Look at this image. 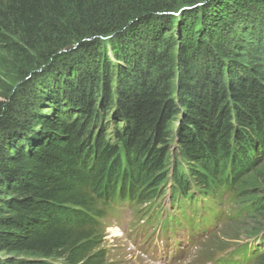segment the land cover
Segmentation results:
<instances>
[{
    "label": "trees",
    "instance_id": "1",
    "mask_svg": "<svg viewBox=\"0 0 264 264\" xmlns=\"http://www.w3.org/2000/svg\"><path fill=\"white\" fill-rule=\"evenodd\" d=\"M262 9L264 0H0V43L47 55L31 72L27 53L19 58L22 82L0 100V264H108L113 206L151 202L168 180L191 234L220 218L210 202L261 213L252 233L264 225ZM71 41L84 55L59 73L54 55ZM51 80L57 88L44 91ZM238 251L264 264V247Z\"/></svg>",
    "mask_w": 264,
    "mask_h": 264
},
{
    "label": "rangeland",
    "instance_id": "2",
    "mask_svg": "<svg viewBox=\"0 0 264 264\" xmlns=\"http://www.w3.org/2000/svg\"><path fill=\"white\" fill-rule=\"evenodd\" d=\"M260 13V19L264 23V9ZM255 25L257 26L259 23L256 21ZM237 34H239L237 39L243 42L245 40L249 41L247 37L244 38L242 36L241 29H238ZM162 36H165V34ZM103 42L106 43L104 40ZM244 43L246 44V42ZM8 46L5 43H0V100L7 99L13 92L15 94V90L20 86L22 76L18 62L23 61L22 58L25 53H27L31 62L27 63L26 60L24 61L26 62L24 63L26 67L24 71H33L40 63L42 65L43 59L47 57L45 49H24L25 52L21 55L14 54V49L8 48ZM205 47L208 46L203 43L199 49L204 50ZM156 48L152 47L153 50H156ZM163 49L167 51L168 49H173L174 56L176 55L177 44L169 42ZM82 54L84 55L83 49H78V43L73 41L65 48L58 50L54 55V61L58 63L59 68L57 70L60 69L59 73H65L66 71L65 67H62V63L69 64L71 61L74 64H80L78 60L82 58L80 57ZM234 58L243 60L239 56H234ZM51 62L50 60L48 63L50 64ZM40 70L41 68H37V71ZM41 86H45L44 91L49 88V90L57 88L56 81L53 80L49 82V87L46 85ZM261 163L263 164L264 160L258 165H262ZM170 186V180H168L166 187ZM160 197L150 205L113 206V213L104 219V223L107 226L104 230L101 244V247L105 248L107 252L106 262L108 264H225L224 261L239 259L238 249L244 243L263 244L264 225L257 228L254 233L250 231L251 226L259 219H262L260 217L262 214L256 213L250 217L246 216V214L241 215L236 213L239 208L237 204L223 201L220 204L210 202L214 209L222 212L220 213V218L214 220L215 224L208 226L207 231L198 232L189 240L186 229L181 228L177 234L175 233L170 237L168 235L169 229L165 230L164 227H159V223L152 224L151 221H147V216L152 210L160 212L159 221L167 214L170 216V214L174 213L177 217L178 213L175 212L176 209H173L175 205L170 203L169 192ZM255 215L256 217H253ZM180 224L182 225L183 223ZM180 227L178 226V228ZM181 234L183 235L182 239L188 241V245L177 243V240L181 238ZM160 240H165L170 244L169 248H174L169 254L161 257L154 252L155 247L161 249ZM174 241L175 243H173ZM247 264H254V262Z\"/></svg>",
    "mask_w": 264,
    "mask_h": 264
}]
</instances>
